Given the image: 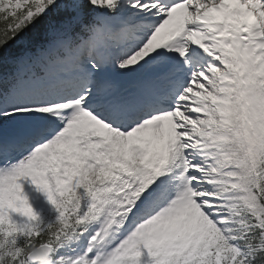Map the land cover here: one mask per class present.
<instances>
[{
    "label": "snow or ice",
    "instance_id": "1",
    "mask_svg": "<svg viewBox=\"0 0 264 264\" xmlns=\"http://www.w3.org/2000/svg\"><path fill=\"white\" fill-rule=\"evenodd\" d=\"M0 264H264V0H0Z\"/></svg>",
    "mask_w": 264,
    "mask_h": 264
}]
</instances>
